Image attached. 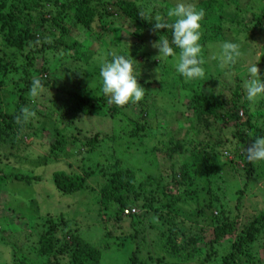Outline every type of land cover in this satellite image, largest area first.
I'll return each instance as SVG.
<instances>
[{"label":"rangeland","instance_id":"obj_1","mask_svg":"<svg viewBox=\"0 0 264 264\" xmlns=\"http://www.w3.org/2000/svg\"><path fill=\"white\" fill-rule=\"evenodd\" d=\"M166 1L160 0L158 4L160 10L158 14L161 16H164ZM171 1L175 4L178 2V0ZM211 1L186 0L194 6L197 3H203L202 7L205 6V9L201 7L198 9H203L205 16L213 19L210 22L211 25L215 22L222 24L223 42L238 43L241 55L236 58L235 63H222L223 42L215 45L201 44L205 76L200 79L185 80L176 72L174 58L164 60L156 58L159 52L152 45L159 38L154 39L149 31H141L138 35L131 21L124 22L117 17H108L99 21L100 25L95 24L93 31L73 29L72 34L67 36V43L78 40L85 45L84 51L89 49L94 52L93 58L87 63L83 60L76 62L70 60L62 63L60 57L63 53L54 55L47 53L44 58L36 54L30 60H26L23 56L20 57L17 66L23 70H27L28 61L35 59L31 68L36 74L41 71L40 66L43 62L40 59L51 64L52 71L49 74L43 71L40 75H47L44 80H51L56 88L51 90L43 88V92L35 98L31 97L28 92L27 97L32 102L31 107L38 105L45 119L37 124L36 118H29L33 124L29 123L28 129L22 132V135L16 137L13 142L0 144V169L3 175L23 174L39 178L31 183L13 178L0 186V264H14L18 261H16L17 257L19 260L25 257L36 264H42L39 260L37 242L40 236L49 229L50 220L53 221L54 226L60 227L59 235L64 243L69 241L66 236L68 230L76 231L79 236L95 244L98 243L99 246L106 243L109 247L101 264H130L136 255L139 260L146 261V264H158L156 262L158 258L166 260L161 264H172V258L183 262L189 252L195 258L205 256L209 249L208 243L214 238L213 228L215 226L212 228L205 226L206 221L197 216V206L181 205L182 211L175 223L180 235L201 236L204 240L189 247L185 245L186 250L175 256L169 251L167 239L160 235L159 229L163 228V222L152 212L150 213L153 215L151 218L145 216L148 212L141 208L143 201H134L133 209H137L141 216L135 227L127 225L130 223L129 220L126 221L128 218L122 219L126 221V226L123 227L121 221L112 218V222H108L109 216L100 214L98 200L103 187L100 174L88 180L91 189L71 195L61 193L56 188L53 178L58 172L81 173L82 169L91 170V166L97 171L95 168L97 164H106L109 159L110 161L120 159L125 167L136 170L140 179L146 183L147 197L153 194L152 196L161 199L164 203L161 188H168L172 174H180L184 165H192L190 152L192 142L207 139V132L202 128H194L192 124L191 98L195 91L204 92L206 95H221L226 101L231 102L233 92L239 83L242 86L241 102L248 103L253 122L258 129L264 131V98L250 103L246 98L245 89V82L248 78L247 67L253 63H257L259 75L264 80V27L261 29L255 26L257 18L264 12V0L226 1L227 3L223 4V10L217 8L218 0L213 3ZM110 9L111 13L116 11L113 7ZM46 19L49 31L59 33L60 30L54 27L49 15H46ZM4 41L1 36L0 47ZM42 41L51 42L52 38L47 36L39 42ZM112 51L131 55L139 65L138 83L146 91L141 101H148V115L141 101L130 102L128 106L122 108L123 112L116 117V120H113L110 117L112 104L108 102L98 104L99 108L98 110L96 108L93 115L95 117L91 119L90 117H79V121L72 123L73 117L66 108L67 96L60 93L57 95L59 101H55L56 95L54 94L57 93L58 88L71 87L88 97L105 98L106 96L100 90L99 67L102 60L110 59L108 53ZM6 52L12 54L14 51L7 49ZM18 78V76H13L7 81L5 92L0 93L1 109L14 111L16 101L20 100V97L15 98V92L19 90L16 86ZM186 87L191 90H187ZM99 114L106 115V117H101ZM259 115H263V118L259 119ZM241 119L245 121L247 115L244 114ZM137 124L141 127L144 125L150 127L146 136H132L134 130L137 129ZM74 125L80 129L85 127L84 136L91 133L93 138L95 134L102 133L101 138H104L106 134H109L103 142L98 144L99 150L94 154L81 156L80 151L77 153L72 150L73 148L79 150L80 147L72 145L65 154L50 157L46 162L50 145L56 140L58 132L70 128L73 133H77L78 128ZM218 125L224 129L222 137H218V132H212L207 142L216 143L219 139L225 140L227 136L233 135L236 131L231 122L220 121ZM118 129L120 130L115 131ZM111 133L113 135L110 137ZM254 136H260L259 131H256ZM255 137L252 138L251 143ZM172 139L175 141L171 142ZM177 142L184 146V151L175 154L170 159V151ZM241 147V144L236 141L235 151L239 150L241 153ZM235 151L231 154L217 148L209 164L222 166L224 163H229L225 168L226 171L224 170L222 174L220 169H216L210 172V177L202 175L196 181L197 186L191 189L199 190L203 185L205 186L206 181L210 180L215 183L222 176L224 181L230 185L224 201L227 215L230 220L237 219L238 222H243L247 215L253 216L258 212H264V169L261 168L260 174L258 167L263 166V162H256L252 176H249L243 170L246 167L245 161H242ZM191 168L193 169L192 166ZM246 183L247 186H245ZM186 190L185 187L180 189V192L185 193ZM239 190L244 191L242 195L238 193ZM166 214H168L167 211ZM193 214L190 220L188 216ZM214 217L221 218V215L215 212ZM63 220L67 228L64 227ZM135 234L137 238L134 239ZM234 240L233 238L215 243L213 249L220 256H225ZM258 244L254 247L255 249L259 248ZM138 246L141 252L136 254ZM263 257V254L254 250L251 257L245 255L238 264H263ZM191 258L193 257H190L184 264H196Z\"/></svg>","mask_w":264,"mask_h":264},{"label":"trees","instance_id":"obj_2","mask_svg":"<svg viewBox=\"0 0 264 264\" xmlns=\"http://www.w3.org/2000/svg\"><path fill=\"white\" fill-rule=\"evenodd\" d=\"M214 1L217 0H212L211 2L213 3ZM226 1L234 2L233 0H218L217 2L219 4L217 3V8L223 10V4L225 5V3H227ZM166 2L164 16L170 7L175 6V3L171 0H167ZM159 3L160 0H0V37L3 36L5 40L2 47H0V93L5 92L7 81L12 79L13 76H18L19 80H17L16 86L19 87V90L15 92V98L20 97V100L16 101L13 109L14 111H7L0 108V144L13 142L16 137L22 135V132L28 129L29 123L33 124V121L29 118H36L37 124L45 119V116L40 113L38 105L31 107L32 102H30L29 97H27L32 81L34 79H39L43 88L49 90L56 88L51 80H44V78H47V75H40V72L43 71L49 74V72L52 71L51 64L43 61L44 59H40L43 62L40 66L41 71L36 74L31 68L35 59L28 61L27 70H23L17 66L20 57L23 56L26 60H30L33 55L36 54L42 55V58H44V55L47 53H51L52 55L55 53H63L60 57L62 63L70 60H74L75 62L83 60L87 63L93 58L94 52L89 49L84 51L85 45L78 40H74L73 43H67V36L72 34L73 29H79L85 32L93 31L95 24L100 25L98 22L108 17H117L124 22L128 20L131 21L136 27L138 35H140L141 31H149L153 34L154 39H158L161 36L171 41L170 29L155 30L154 20H146L141 17L142 13L145 14V18L157 15L160 11L158 9ZM202 4L203 3H197L195 7L197 9L200 7L205 9V6L202 7ZM112 7L115 8L118 14L115 13L116 11L111 13L110 8ZM52 9L53 11H51ZM52 14H54L53 17ZM46 15H49V19H51L54 27L60 30L59 33L49 31L47 28L48 20L46 19ZM211 21H213V19L208 16H205L202 21V37L200 40V44L202 45H215L224 41L222 24L215 22L214 25H211ZM255 26L261 29L264 27V12L257 18ZM47 36L52 38L51 42H39L40 39L42 40ZM27 48L30 50L28 51ZM7 49H11L14 52L9 54L6 52ZM186 89L191 90V88L188 87H186ZM241 92L242 86L238 83L233 92V99L231 102H228L221 95H206L204 92L195 91L191 98L192 124L194 128H202L203 131L207 132V139L201 142H192L190 152L192 158L191 166L193 169L188 164L184 165L180 174H172L170 183L168 184L171 188L170 186L168 188H161L162 199H165L164 203H162L161 199L152 196L153 194L147 197L145 194L147 188L145 186L146 183L140 179L136 170L125 167L123 161L120 159H116L115 161H110L111 159H109L106 164H97L95 167L97 171L91 166V170L82 169L81 173H55L53 182L61 193L71 195L91 189L88 185V180L91 179L92 176L94 177L96 174H100V179L103 183L98 200L100 214L109 216L108 222H112V218L121 221V226L123 227L126 226L125 222L129 220L130 223L127 225H131L134 228L141 217L139 211L137 214L129 215H126L125 211L133 210L134 201H143L144 204L141 208L146 209V212H148L145 216H150L151 218L153 215L150 213L152 212L154 216L163 222V228L159 229L160 235L167 239L169 251L175 256L177 254L179 255L181 251L186 250L185 245L189 247L192 244H198V242L203 239L201 236L186 237V235H180L178 233V226L175 223L176 218L181 214V205L197 206V216L206 221L205 226L208 228L215 226L213 228L214 238L209 241V249L204 257L195 258L194 255H191L189 252L188 257H185L183 262L176 261V259L172 258V264H184L190 257H193L191 259L194 260L196 264H238L240 259L245 255L251 257L254 250L264 256V212H258L253 216L247 215L243 222H238L237 219L230 220L227 215L226 207H224V201L230 185L228 182L224 181L222 176L218 178L219 183L218 181H216L217 183H212L208 180L205 186L203 185L199 190L197 188L191 189L197 186L196 181L202 175L210 177V172L216 169H220L223 174L229 163H224L220 166L218 164L210 165L209 162H212L213 152H215L217 148L226 150L231 154L234 153L236 141L241 144L242 151L241 153L239 150L235 151V154H237L242 161H245L246 167L243 169L244 172L252 176L255 169L254 164L256 162L248 160L246 149L250 146L252 138L255 137L254 133L259 131L260 136H264V131L258 129L253 122V116L249 113L248 103L241 102ZM60 93L67 96L66 108L73 117L72 123L76 120L79 121V117H90V119L95 117L93 115L96 108L97 110L99 108L98 104H107L109 101L108 97H88L80 93L79 90L72 89L71 87L66 89L58 88L57 93L54 94L56 95L55 101H59L57 95ZM128 105L129 104H126L121 107L112 104L110 107L111 119L116 120V117L123 112L122 108ZM141 105L147 114L148 101H141ZM1 106L0 104V107ZM45 108L49 107L45 106ZM243 110H245V112ZM28 112H34L35 116H28L26 118V113ZM241 112L243 116L244 114L247 115L245 121L241 119ZM99 115L101 117H106V115ZM99 115L98 117L100 118ZM261 118H263V115H259V119ZM220 121L233 123L236 129L235 133L231 136H227L225 140L219 139L216 143L207 142L212 132H218V137H222L224 129L218 125ZM118 123L121 122L118 121ZM74 127L76 126L74 125ZM76 128H78L77 133H73L70 128L58 132L56 140L50 145L49 157L46 162L50 157L65 154L71 149L72 145L73 147H80L79 150L75 148L72 150L77 153L80 151L81 156L85 154H94L99 150L98 144L103 142L109 134L101 138L102 133H97L92 138L91 133H87L88 136H84L83 130H85V127L81 129L79 127ZM149 128L150 127L146 125L141 127L137 124V129L134 130L132 136H146V132ZM119 130L120 129L115 131ZM121 130H123V128H121ZM114 134L116 135V133ZM112 135L113 133H111L110 137ZM117 138H120V136H117ZM172 141H175V139H172L171 142ZM183 151L184 146L177 142L173 145L169 158L172 159L175 154L182 153ZM261 168L264 169V162L263 166L258 167V170L260 169V174ZM13 178L26 183L39 180L38 177L32 178L23 174H11L6 176L3 175V171L0 169V186ZM162 180L163 179H161V181ZM149 181H151V179H149ZM245 186H247V183ZM185 187L187 188L186 192L181 193L180 189H184ZM243 192L242 190L238 191L240 195H242ZM238 200L240 201V199ZM166 211L168 214H166ZM215 212L220 213L221 218H215ZM193 216L194 214L189 215L188 218L192 220ZM123 218L128 219L123 221ZM49 223L51 224L49 229L40 236L37 242L39 260L42 264L102 263L105 252L109 247L106 243L99 246L98 243L95 244L91 240L79 236L76 231L73 232L72 230H68L66 234L70 242L66 241L64 243L59 235L61 232L60 227L54 226L52 220H50ZM62 223L64 227L67 225L64 220ZM135 238H137L136 234L134 236V239ZM233 238L235 240L231 243L229 251L225 256H220L217 251H214L213 248L215 243H221ZM257 244L259 248L255 249L254 247ZM196 246L197 245H195V247ZM212 249L213 252H211ZM135 252L136 254L141 252L139 246ZM177 259L179 260L180 258ZM263 260L264 259H262V263L264 264ZM16 261L17 262L14 264H36L25 257L20 260L17 257ZM165 261L159 258L156 259L158 264ZM130 264H146V261L139 260L138 255H136V257L131 260Z\"/></svg>","mask_w":264,"mask_h":264},{"label":"clouds","instance_id":"obj_3","mask_svg":"<svg viewBox=\"0 0 264 264\" xmlns=\"http://www.w3.org/2000/svg\"><path fill=\"white\" fill-rule=\"evenodd\" d=\"M154 20V29H170L171 41L159 37L152 47L158 49L159 60L167 58L175 59V70L178 74L191 81L205 76L204 60L201 56L202 46V21L205 17L203 9H197L186 0H178L175 6L170 7L165 16L159 14L145 18ZM224 58L222 63H235L241 55L240 45L235 42L225 41L222 44ZM178 50V51H177ZM110 59L102 60L99 67L101 80L100 90L109 98V103L123 106L128 103H136L143 99L145 89L138 83L139 65L127 53L109 52ZM247 80L245 89L247 100L252 103L264 98V80L259 75L257 63L247 67ZM43 92V85L39 79H34L29 89V95L38 97ZM35 116L34 112L26 113ZM249 161L264 162V136H256L246 149Z\"/></svg>","mask_w":264,"mask_h":264},{"label":"built area","instance_id":"obj_4","mask_svg":"<svg viewBox=\"0 0 264 264\" xmlns=\"http://www.w3.org/2000/svg\"><path fill=\"white\" fill-rule=\"evenodd\" d=\"M240 116L243 117V113L242 112L240 113ZM137 213H138V210H136V209H133L131 211L130 210L125 211V214L126 215H129V214H137Z\"/></svg>","mask_w":264,"mask_h":264}]
</instances>
